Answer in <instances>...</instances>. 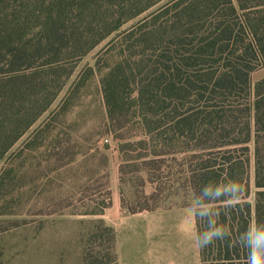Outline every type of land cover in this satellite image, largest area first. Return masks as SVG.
Wrapping results in <instances>:
<instances>
[{"label":"trees","instance_id":"1","mask_svg":"<svg viewBox=\"0 0 264 264\" xmlns=\"http://www.w3.org/2000/svg\"><path fill=\"white\" fill-rule=\"evenodd\" d=\"M99 1L35 0L32 13L45 18L47 26L58 16L47 30L67 37L69 32H78L77 27L68 29L66 24L75 11L103 18L104 6ZM159 1L129 0L126 6L123 2L105 6L111 10L112 26L89 48ZM45 4L57 7L46 9ZM123 7L130 12L125 17L118 15ZM10 12L8 0H0V70L8 66L5 84L17 79L23 70L38 68L31 61L35 51L29 49L37 37L23 41L26 34L18 26L15 39L6 21ZM142 20L127 32L136 35L129 46L142 47L135 55V66L122 57L101 77L108 128L117 131L136 118L143 129L139 138L136 134L118 135L121 151L138 148L135 156H123L119 180L124 182V172L132 165L142 172L144 183L153 184L149 193L136 192L133 201L124 198L121 190L120 204L131 213L153 211L160 207L158 198L163 191H169L168 196L185 191L196 207L195 198L206 184L236 181L241 186L236 199L221 197L208 205L219 211L216 219L231 235L199 247V255L201 264H246L247 249L238 244V237L250 225L264 224V175L257 163L252 184L249 155L251 117L257 132L264 131V77L254 86L250 80L251 72L264 63V0H168ZM42 41V37L37 39ZM41 66L42 76L50 80L55 65L46 61ZM64 83L65 78L51 91L41 112L50 107ZM132 83L134 87H130ZM131 108H135L133 114ZM110 204L108 188L100 205L84 213H102ZM195 223L197 232L206 229L196 217ZM89 236L94 243L100 241L97 246H105L96 250L85 247L84 262L119 264L114 227L99 219L93 222Z\"/></svg>","mask_w":264,"mask_h":264},{"label":"rangeland","instance_id":"2","mask_svg":"<svg viewBox=\"0 0 264 264\" xmlns=\"http://www.w3.org/2000/svg\"><path fill=\"white\" fill-rule=\"evenodd\" d=\"M128 1L100 0L105 13L100 20L98 16L75 11L66 24L68 29L77 27L78 32L62 37V32L47 30L58 16L48 26L45 18L33 16L35 0H8L11 12L10 20L6 21L15 39L18 26L26 34L23 41L30 40L32 35L37 37L29 49L35 51L31 61L38 68L19 72L18 78L7 84L3 79L8 74V66L0 70V264H88L84 262L85 247L96 250L105 246H97L100 241L94 243L89 236L93 222L103 219V214L84 212L98 207L108 188L110 206L118 193L120 201L121 190L128 201L135 199L136 192L141 195L142 191L152 190L153 184L144 183L142 172L135 171L132 165L124 172V182L119 180L118 167L123 156H135L138 148L132 146L131 150L121 151L118 135L136 134L139 138L143 129L134 121L136 118L117 131L108 128L101 77L122 57H128L135 66V55L142 47L129 46L136 35L127 32L168 0H160L128 19L89 48L100 33L112 26L111 10L105 6L122 2L126 6ZM56 7L45 4L46 9ZM129 13L123 7L118 15L125 17ZM105 18L108 20L104 21ZM39 37L42 42H37ZM46 61L55 65L50 80L42 76L41 65ZM263 77L264 63H261L250 74L251 85ZM64 78L65 83L50 107L41 112L51 91ZM250 95L253 97V91ZM134 110L131 108L130 114ZM35 116L30 126L12 142L16 133ZM251 126L249 155L253 184L257 163L264 175V131L257 132L252 117ZM168 193L163 191L158 198L159 210L182 208L185 216L188 208H195L194 200L185 191L174 196ZM190 239L183 250L175 244L177 264H181L177 258L182 253L183 264H195L196 250Z\"/></svg>","mask_w":264,"mask_h":264},{"label":"crops","instance_id":"3","mask_svg":"<svg viewBox=\"0 0 264 264\" xmlns=\"http://www.w3.org/2000/svg\"><path fill=\"white\" fill-rule=\"evenodd\" d=\"M109 209V210H108ZM108 210V211H107ZM184 209H164L131 213L121 206L119 193L113 204L101 213L106 224L116 230V250L119 264H177L175 244L181 250L191 237L195 246V264H201L199 247L194 242L197 232L195 218L194 230L185 231ZM172 246V247H170ZM172 253V255H170ZM181 264L184 254L177 258Z\"/></svg>","mask_w":264,"mask_h":264},{"label":"clouds","instance_id":"4","mask_svg":"<svg viewBox=\"0 0 264 264\" xmlns=\"http://www.w3.org/2000/svg\"><path fill=\"white\" fill-rule=\"evenodd\" d=\"M240 185L236 181L228 183H208L195 198V208H188L182 224L185 231L192 232L193 217L198 218L206 224V229L194 234V242L197 247L204 248L216 240H223L231 233L221 224L216 217L220 215L208 205L221 197L226 200L236 199L240 192ZM238 244L247 249L246 264H264V224L250 225L238 237Z\"/></svg>","mask_w":264,"mask_h":264},{"label":"built area","instance_id":"5","mask_svg":"<svg viewBox=\"0 0 264 264\" xmlns=\"http://www.w3.org/2000/svg\"><path fill=\"white\" fill-rule=\"evenodd\" d=\"M106 141H108L109 139L108 138H105Z\"/></svg>","mask_w":264,"mask_h":264}]
</instances>
